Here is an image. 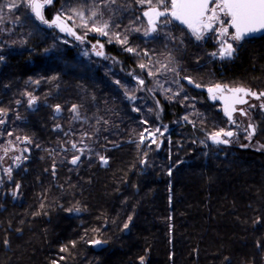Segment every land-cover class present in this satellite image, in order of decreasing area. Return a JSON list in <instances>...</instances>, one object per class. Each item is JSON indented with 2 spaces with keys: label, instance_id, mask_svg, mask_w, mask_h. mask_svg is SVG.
Segmentation results:
<instances>
[{
  "label": "trees",
  "instance_id": "1",
  "mask_svg": "<svg viewBox=\"0 0 264 264\" xmlns=\"http://www.w3.org/2000/svg\"><path fill=\"white\" fill-rule=\"evenodd\" d=\"M261 64L264 46L247 48L229 77L264 83ZM95 99L84 115L100 113ZM31 116V136L53 120L49 109ZM131 120L120 118L117 129ZM49 128L42 135L52 136ZM184 132L180 154L161 159L163 170L143 169L138 142L107 148L105 166L80 171H43L50 158L39 154L38 170L21 176L20 207L0 208V264H264V155L206 153Z\"/></svg>",
  "mask_w": 264,
  "mask_h": 264
},
{
  "label": "rangeland",
  "instance_id": "2",
  "mask_svg": "<svg viewBox=\"0 0 264 264\" xmlns=\"http://www.w3.org/2000/svg\"><path fill=\"white\" fill-rule=\"evenodd\" d=\"M11 2L12 0H0V5ZM16 3L19 7L15 9L9 10L7 7L0 9V17H2L0 18V57L6 59V56H17L18 52L23 53L25 44L28 42L43 46L40 49L42 52L31 53V56L34 55L40 61L42 60L46 63L51 59V62L45 65V73L43 76L36 74L32 78L29 77L27 80H24V83L22 82L21 84V88L23 89V92L21 90L23 105L21 109V121L22 123L24 121L29 122L32 117L31 115H33L29 111L28 106H26L27 100L31 95H29V92L24 91L25 86L29 87V84L37 83V81L43 83V88H45L44 94L47 98L42 99L38 95L36 96L38 102L42 104L45 101L51 100L49 102L51 103V107L49 108L51 115L57 106L63 105L66 107V111L63 110L58 118H54L55 120L52 125L54 127L56 124L62 125V121L68 118L70 121L69 126H67V123L63 125V129H68L75 134V138H72L74 143L80 145L84 143V154L78 170L84 166H91L93 164L102 167L105 166L106 163H104V160L106 158L104 151L107 148L117 147L125 142L127 143V141L138 142V144L144 146L146 150L145 155L139 162L144 170L151 171L156 166L163 170L161 167L162 162L160 164L161 159L167 158L170 161L173 156L180 154L182 145L181 140H179L180 138H177V136H186L185 130L190 131L188 140L196 143L197 148L206 153L211 152V148L207 145V140L211 133L224 129L225 131L233 132V145L237 146L240 150H251L264 155L263 114L258 113L260 114V119L258 123L255 122L254 124L256 137L250 139L243 135L240 130H236L228 125L226 126L220 115L216 113L215 107L210 109L205 108L200 99L187 93L185 88L182 87L179 81V73L184 71H181V68L187 67L188 65L191 66V64L194 67L198 65L204 66L205 60L202 58L194 57L193 61L189 60L191 63H186L182 58H174L176 55L170 48L168 51H160L161 54L156 52L154 54L155 59L149 58L150 64L148 68H144L145 64L141 59H138L134 63L139 70H136L134 73L123 74L114 71L113 67H102L101 62L98 63L99 66H94L89 69L88 67L90 65L87 64L89 63V59L86 57L88 53L82 51L80 47H77L74 54L75 57H78V60L82 61L83 67H80L78 62L75 63L70 60L67 65L69 72L60 67L56 73L57 75H55L48 71L51 64H54L53 66H58L63 63V66L66 65V61L62 58V55L65 54L63 47L57 46V44L63 42L64 38L57 34L48 33L46 30L44 31L38 23L34 22L30 8L26 7L22 0H16ZM97 6L100 7L99 4L94 3L80 5L76 1L74 3L70 2L69 8H67L63 7L62 2H59L53 6L52 11L56 16L59 14L61 18H63V15H68L69 20L67 22L73 33H76L75 31L82 26V19L77 13L82 12L84 17L86 10L92 11ZM98 20L96 22L93 21L91 24L87 23L89 25L88 28L92 29L94 25L101 26L103 23L98 24ZM95 32L102 35L98 31ZM76 36V34L71 35V40L80 41L74 38ZM160 39L180 41L183 39V35L174 30H165L160 33ZM214 39H219L216 33ZM154 49L160 50V48ZM219 50L216 49L215 53ZM55 51L60 54L57 55V58L52 59L55 57ZM141 56L142 54L140 53ZM215 57L219 59V52L213 59H216ZM101 61L103 62L104 60ZM1 62L0 71L2 69ZM141 64L144 65L143 68H141ZM27 70L31 69L27 68ZM67 72L70 74L68 75ZM189 79L194 82L202 81L205 83L207 81L204 75L199 76V78L192 76ZM141 80L143 83H140ZM225 81L229 82V84L237 82L232 76ZM209 82L211 83V81ZM13 97L14 95H11L10 99ZM94 97H96V103H93V106L95 108L97 107L96 112H100L98 115L88 116L86 114L84 115L82 111H78V107L83 106L87 111L90 107L89 100H92ZM73 106L77 107L78 115L72 111ZM174 107H179V110ZM164 108L167 110H164ZM14 111L10 110V113L13 114L12 116H15ZM212 116H218L220 119H216L214 125L208 127L209 124L207 122L209 120L210 122L214 121L212 120ZM127 117L129 120L132 118V123L129 121L132 127L130 128V125H127L129 137L126 134L127 130H118V125H116V122L120 118L125 122ZM79 119L84 120H82L83 124H80L81 126H85L83 130H81L82 127L76 122ZM240 123V120H236L235 126ZM42 128L40 125L38 131L43 133L44 130ZM114 129L116 131L115 133H113ZM98 135L100 140L97 138ZM21 136L31 139V135L26 134L23 131V127L21 128ZM173 136L176 139L172 138ZM159 140H163L164 144L161 151L156 154L155 150ZM40 144L44 148L43 150H36L37 154L45 153L46 151L44 137ZM55 145H57L58 150L56 149L54 151V162L60 163L64 158L62 145ZM212 152L215 154L227 153L226 150L222 151L217 148L212 150ZM154 155H157V157L155 158Z\"/></svg>",
  "mask_w": 264,
  "mask_h": 264
},
{
  "label": "flooded vegetation",
  "instance_id": "3",
  "mask_svg": "<svg viewBox=\"0 0 264 264\" xmlns=\"http://www.w3.org/2000/svg\"><path fill=\"white\" fill-rule=\"evenodd\" d=\"M76 1L77 4L80 5L93 3L99 4V12L103 13V16L98 14L96 17L89 19L91 11H85L81 23L82 26H80L79 29L75 31V34L77 36L74 38L80 37V41L71 40L72 34H70V31L71 33H73V31L67 22V20H69L68 15H63V18H61L65 29L64 31H61L60 28L55 24L49 26L48 24L41 23L33 15L30 9V13L34 22L38 23L41 28L44 29V31L46 30L48 31V33L57 34L64 38L63 42L57 44V46L63 47V52L67 54L66 56L65 54L62 55L63 60L66 61V65L63 66L64 63L58 66H53L54 64H51L48 69L50 73L57 75L56 73L59 71L60 67L62 69H66V71L69 72V67L67 65L69 64L70 60L75 63L78 62L80 67H83L82 61L78 60V57H75L74 54L77 47H80L82 51L88 53L86 57L89 59L90 64L87 63L88 65H90L88 67L89 69L93 68L94 66H99L98 63L101 62L102 67H113L114 71L121 72L123 74L134 73L136 70H139L137 65L134 63L135 61H138V59H141V61H143V63L145 64L144 68H148L150 64L149 58L155 59L154 54L156 52H158V54H161L160 51H168L170 48L176 55L174 56V58H182L186 63H191L189 62V60L193 61L194 57H200L205 60L204 66L198 65L194 67L191 64V66L188 65L187 67L181 68V71H184L179 73V81L182 87L185 88L187 93L194 95L195 97L200 99L203 102L202 105L204 104L205 108L210 109L215 107L216 113L220 115L222 121L226 124V126L228 125L229 127L235 128L236 130H240L243 135L249 138V132H251V129L248 127V125H254L255 122L258 123L260 119L259 115H264V109H261L259 107L261 104H264V96H261L260 99H256L253 96H246L242 93L235 94L236 96L242 97V99L247 101V103L236 104L234 106L236 110L232 115L231 121L223 117L222 103L220 99L225 95L234 94L230 92L229 89L237 87L248 89L257 94L264 92V83L249 86L245 84L244 81L240 80L237 82H233L232 84H229V82L225 81L229 78L230 66L235 61V59L245 51V49L255 47L259 48L260 46H264V32L256 37L245 38L239 43L235 41H229L233 44V47L235 49V51L232 53V56L230 58L219 57V59H217V57H215L216 59H213L214 56L212 55V53H215L216 49H220L221 47V38L218 36L219 39H214L215 31L205 33L203 38L198 40L186 25H183L175 20H173L169 24H163L162 21L165 18L161 17V22L158 23L157 26V32H153L150 35L146 36L144 32L145 29L148 28V20L147 17H144L142 15V13L143 11L147 10V5L142 7L141 5L136 3V0H118V3L116 5H109L108 8L104 7L103 0H53L51 5H45L43 14L45 18L51 22L56 17L54 12L52 11L53 6L56 3L62 2L63 7L69 8L70 2L74 3ZM109 8L118 10L113 12L109 11ZM110 17L111 20H109ZM97 20L98 24L103 23L105 20H109L110 27L106 29L108 35H100L99 33L88 28L89 25L85 27V21L88 24H91L93 21L96 22ZM112 25L119 26L115 27ZM137 28H139L140 30L136 31L135 29ZM165 30H174L182 34L183 39L180 41H166L164 39L161 40L160 33ZM232 31L233 29H229L230 34L232 33ZM125 38L127 39L126 44L121 42ZM224 39H227V37H224ZM42 47L43 46L41 44L37 45L26 42L25 50H23V53L18 52L17 56H6V59L0 60L2 61V69L0 71V120L3 121V123H0V208L2 210H4L6 204L20 207L21 176L22 174H26L27 171H37L38 163H42V157L37 154L36 150H43L44 147L40 144L43 137L45 138L46 142L45 150L48 151V157L50 158V160L47 162V164L50 165V168L43 169V171H77L84 154V143H81L82 146L78 143H74L72 138H75V134L68 129H63V125H66L67 123V126H69V120H63L62 125L56 124L55 127L52 125L53 121L59 117L60 113L63 110L66 111V107L63 105H59V112H57L55 108L54 112H52L51 115L53 120H51V118V121H49V123L41 121V126L43 127L42 130L45 129L46 124L50 125L49 130L51 133H53L52 136L42 135V132H40V136H31V139L21 136V109L23 106L21 96V90L23 89L21 88V84L22 82L24 83V80H27L29 77H34V73L36 72L37 75L43 76L45 73V65L51 62V59H49L47 61L48 63H46L42 60L40 61L34 55L31 56V53L42 52L40 51ZM128 48H132L133 51H127ZM154 48H160V50H155ZM218 52L219 51H217V53ZM140 53L142 54L141 57ZM58 54L60 53L56 52L55 57H53L52 59L57 58ZM150 54H152V56H150ZM101 60L104 61L102 62ZM27 68H30L31 70H27ZM261 68H264V64H261ZM69 74L70 73H68V75ZM203 75L207 79L205 83H203L202 81L194 82L189 79L192 76H196L197 78H199V76L201 77ZM189 81L192 82L189 83ZM209 81H211V83ZM196 85H199V87H197ZM217 85L220 86V90L218 91L215 90ZM28 86L29 87L25 86L24 91L29 92V95H31L30 98H36L35 103L31 105L29 104L30 98H28L26 106H28L29 111H31V113H38L41 109L48 110L51 107V103L45 101L41 104L38 102L36 97L41 91H44L43 83H31ZM210 88L214 89L215 92L208 95L206 92L209 91ZM11 95H14L12 99H10ZM165 108L164 110H167ZM174 108L179 110V107ZM9 109L15 110V116H12L13 114L10 113ZM241 110L248 114L241 115ZM78 111H83L82 107H78ZM82 120L83 119H79V121L76 122L80 125L83 124L84 120ZM236 120L241 121V123L237 126H235ZM23 123L26 126V128H23V131L25 133L29 134L28 129L32 127V125H34V130H37V121L34 124L30 120L29 122L24 121ZM81 127V130H83L85 126ZM253 137H256L255 134L252 135L250 139H252ZM223 138L229 141L228 143H226L227 145L225 147H210L208 144V140L207 145L212 150L216 148L222 151L239 149L237 146L233 145L234 142L232 141L234 140V134L232 137ZM53 139H57V141L53 142ZM160 142L162 143L160 144L159 150H157ZM55 144L62 145L64 158L60 163L54 162V151L57 149V145ZM73 144L76 145L75 149L72 147ZM163 144L164 141L159 140L155 150L156 153H159L161 151ZM77 156L79 157V160L76 164H72V159ZM17 157H19V159H16ZM80 169L78 171H80Z\"/></svg>",
  "mask_w": 264,
  "mask_h": 264
},
{
  "label": "snow or ice",
  "instance_id": "4",
  "mask_svg": "<svg viewBox=\"0 0 264 264\" xmlns=\"http://www.w3.org/2000/svg\"><path fill=\"white\" fill-rule=\"evenodd\" d=\"M22 2L26 7L31 9L32 13L35 14V17L41 23L48 24L49 26L55 24L61 31L65 30L59 14L51 22L47 20L43 14L45 5H51L53 0H22ZM117 3L118 0H104V7L108 8L109 5H116ZM136 3L142 7L147 5V10L142 13V15L147 17L148 20V28L145 29L144 32L146 36L153 32H157V26L158 23L161 22V17L165 18L162 21L163 24H169L175 20L186 25L198 40L202 39L205 33L215 31V33L221 38V47L219 50L221 58H230L235 51L233 44L229 41L239 43L250 35L264 32V0H136ZM4 7L12 10L19 7V5L16 3V0H12L9 4L0 5V9ZM117 10L118 9L109 8V11L115 12ZM98 14L103 16V13L99 12V6L91 11L89 19L96 17ZM77 15L83 19L82 12H78ZM109 20H111V17ZM109 20H105L101 26L94 25L91 30L98 31L102 35H108L106 29L110 27ZM86 26L87 22L85 21V27ZM112 26L118 27L119 25ZM229 29H233L231 34L229 33ZM135 30L139 31L140 29L137 28ZM70 34L75 35V33H71V31ZM224 37H227V39H223ZM77 39H80V37H77ZM121 42L126 44L127 39L125 38ZM127 51L132 52L133 49L128 48ZM212 55L216 56L217 53H212ZM0 59H3V57H0ZM140 66L141 68L144 67L143 64ZM191 82L192 81H189V83ZM140 83H143V81L141 80ZM196 86L199 87V85ZM215 90H220V86L217 85ZM213 91L214 89H209L210 93ZM229 91L234 94L242 93L246 96H253L256 99H260L261 96H264V92L257 94L242 87L229 89ZM35 101L36 98L31 97L29 104L31 105L35 103ZM232 101L233 103H247L242 97L236 95L233 96ZM259 107L264 109V104H261ZM235 110V108L226 104L225 115L228 116L229 120H232V112ZM56 111H60L59 106L56 107ZM72 111L78 115L76 106H73ZM240 114L247 115L243 110H241ZM185 119H187V117H185ZM0 123H3V121L0 120ZM248 127L251 129V132H249L250 138L255 134V126L249 124ZM232 136V131L220 129L219 131L211 133L209 138L216 144H226L229 141L223 137ZM72 147L75 149L76 145L73 144ZM16 159H19V157ZM101 159L104 160L103 157H101ZM78 160V156L74 157L71 163L76 164ZM104 163H107V160H104ZM76 211H79V209H76ZM124 227L127 228L128 225L125 224ZM94 243L100 244L101 241L96 240ZM61 251H65V249H61ZM141 264H143V258H141Z\"/></svg>",
  "mask_w": 264,
  "mask_h": 264
},
{
  "label": "water",
  "instance_id": "5",
  "mask_svg": "<svg viewBox=\"0 0 264 264\" xmlns=\"http://www.w3.org/2000/svg\"><path fill=\"white\" fill-rule=\"evenodd\" d=\"M33 15L35 16L34 13H33ZM178 22H179V21H178ZM179 23H180V22H179ZM183 25H184V24H183ZM261 33H262V32H260V33H256V34L250 35V36H248V37H246V38L256 37V36H259ZM188 85H189V84H188ZM189 86H190V85H189ZM213 92H215V90H214ZM213 92L210 93L209 91H207L206 93H207L208 95H210V94H212ZM234 95H235V94L225 95V96L221 97V99H220V101H221V103H222V115H223V117H225V118L228 119V120H229L228 116L225 115V107H226V104L230 105V106L233 107V108H234V106H235L236 104H243V103H233L232 98H233ZM233 113H234V111L232 112V115H233ZM229 121H231V120H229ZM161 143H162V142L159 143V146H158V149H157V150H159V148H160V144H161ZM208 144H209L210 147H216V146H222V147H225V146L227 145V144H216V143H214L210 138L208 139Z\"/></svg>",
  "mask_w": 264,
  "mask_h": 264
},
{
  "label": "bare ground",
  "instance_id": "6",
  "mask_svg": "<svg viewBox=\"0 0 264 264\" xmlns=\"http://www.w3.org/2000/svg\"><path fill=\"white\" fill-rule=\"evenodd\" d=\"M153 65V64H152ZM22 92H23V90H22ZM60 95V94H59ZM58 96V95H57ZM24 98V97H23ZM25 99V98H24ZM10 110V109H9ZM1 111V110H0Z\"/></svg>",
  "mask_w": 264,
  "mask_h": 264
}]
</instances>
